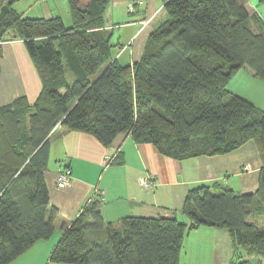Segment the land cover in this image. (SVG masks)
<instances>
[{
  "label": "trees",
  "instance_id": "16d2710c",
  "mask_svg": "<svg viewBox=\"0 0 264 264\" xmlns=\"http://www.w3.org/2000/svg\"><path fill=\"white\" fill-rule=\"evenodd\" d=\"M18 1L0 0V73L3 43L23 40L42 90L33 104L22 96L0 105V264L55 232L45 173L59 127L105 147L131 135L177 160L227 154L254 140L262 168L254 192L201 184L185 198V220L128 216L109 223L99 240L88 234L105 227L96 200L66 227L52 262L180 264L187 232L208 225L229 231V264H264V108L228 88L245 67L264 80V22L249 0H166L167 19L149 34L140 60L125 65L114 59L105 25L111 0L84 9L70 0L71 27L59 16L26 17L14 8Z\"/></svg>",
  "mask_w": 264,
  "mask_h": 264
},
{
  "label": "crops",
  "instance_id": "0c3cea01",
  "mask_svg": "<svg viewBox=\"0 0 264 264\" xmlns=\"http://www.w3.org/2000/svg\"><path fill=\"white\" fill-rule=\"evenodd\" d=\"M74 1L84 9L92 0ZM165 1H110L104 14L105 25L112 34L118 30L117 45L121 47L117 54L113 53L114 59L119 58L124 65L140 60L149 34L168 17L167 13L166 16L162 14L163 11L166 12ZM41 2L42 0H31L28 6ZM60 2L61 0H55L54 8ZM63 2H67V5L69 3L65 17L56 9L54 11L48 0H43V17L59 16L65 25L66 20L73 22L70 0ZM248 9L251 14H258L264 22V1L249 0ZM16 10L24 16L28 12V9ZM109 12L114 20L113 24L106 21V13ZM228 88L257 107L264 108V80L255 76L252 69L242 68L233 77ZM41 90V77L24 41L18 39L4 42L0 105L22 96H26L29 103L33 104ZM113 154H117L116 159L107 164L105 157ZM61 163L68 164L72 169L70 183L63 188L57 185ZM49 168L45 177L50 201L58 211L54 217L55 232L49 239L36 242L9 264H60L50 260L54 247L66 227L86 205L96 200H101L105 227L88 232L93 240L106 236L109 223L116 225L128 216L176 217L185 220V198L192 187L201 184L218 182L236 193L254 192L259 185L262 160L254 140H249L227 154L200 155L177 160L161 154L151 143L135 142L131 135L121 134L111 147H105L89 134L59 127L51 135ZM142 176H153L156 185L152 188L141 186L139 179ZM261 224L264 226V215ZM182 249L187 264L189 259H194L199 264H229L235 259V247L229 231L217 226L203 225L190 230L184 237ZM181 259L180 255V261Z\"/></svg>",
  "mask_w": 264,
  "mask_h": 264
},
{
  "label": "rangeland",
  "instance_id": "374dc122",
  "mask_svg": "<svg viewBox=\"0 0 264 264\" xmlns=\"http://www.w3.org/2000/svg\"><path fill=\"white\" fill-rule=\"evenodd\" d=\"M31 0H22V1H18L14 6L16 9L20 10V11H24V9H28V12L25 14L26 17H32V18H35V17H43V0L41 3L39 4H35L33 6H28L29 3ZM49 1V4L50 6L52 7V9L55 11H58V13H61V15H64V17L67 15L66 14V11L68 10V7H69V3L67 5V2L64 3L63 0H61V2L57 5L56 8L55 7V0H48ZM63 4H66V5H63ZM68 6V7H67ZM112 10V8L110 7V11ZM55 13V12H54ZM110 13H106V21L107 23L109 24H113L114 20H112V18L110 17ZM164 16H166V12L163 11L162 13ZM161 16V15H160ZM73 24L72 20L70 22V20H66V25L67 26H71ZM117 29V28H116ZM115 33H113V36H112V41L114 44H118V41H117V36L119 35L118 33V30H115L114 31ZM120 45H117L114 47V50H113V53L117 54V52L120 50ZM184 250L182 249V252H181V256H182V259L180 261V264H187L185 263V259H184ZM188 264H199L196 260L194 259H189L188 260Z\"/></svg>",
  "mask_w": 264,
  "mask_h": 264
},
{
  "label": "built area",
  "instance_id": "2783aa9c",
  "mask_svg": "<svg viewBox=\"0 0 264 264\" xmlns=\"http://www.w3.org/2000/svg\"><path fill=\"white\" fill-rule=\"evenodd\" d=\"M116 157H117V154L107 155L105 157V161L107 162V164H110L114 162ZM71 177H72L71 167L66 163H61L59 170H58V178H57L58 187L63 188L69 185ZM139 183L141 186L145 188H152L156 185V180L154 179L153 176H142L139 179Z\"/></svg>",
  "mask_w": 264,
  "mask_h": 264
}]
</instances>
